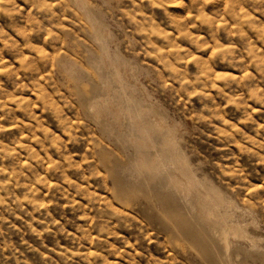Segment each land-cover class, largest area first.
<instances>
[{"label": "rangeland", "instance_id": "374dc122", "mask_svg": "<svg viewBox=\"0 0 264 264\" xmlns=\"http://www.w3.org/2000/svg\"><path fill=\"white\" fill-rule=\"evenodd\" d=\"M0 264H264V0H0Z\"/></svg>", "mask_w": 264, "mask_h": 264}]
</instances>
